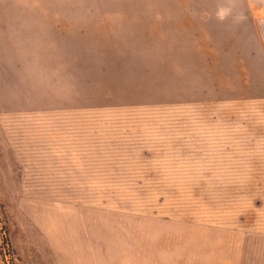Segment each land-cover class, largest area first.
Instances as JSON below:
<instances>
[{
  "label": "rangeland",
  "instance_id": "374dc122",
  "mask_svg": "<svg viewBox=\"0 0 264 264\" xmlns=\"http://www.w3.org/2000/svg\"><path fill=\"white\" fill-rule=\"evenodd\" d=\"M26 1L28 20L51 17L44 26L55 33H44L46 39L34 47L58 49L57 56L45 58L57 59L61 69L28 74L44 89V98L63 101L61 110L73 108L79 115L84 110L90 133H98L90 135L85 120L79 129L76 120L75 134L69 135V122L60 120L58 146L123 147L118 154L124 162L134 159L143 175L154 176L149 183L120 184L116 197L89 201L92 209H107V223L131 222L141 236L150 224L176 226L183 219H200L207 203L250 231L251 261L264 264V233L253 232L264 225V104L195 97L206 83L195 81V67L210 57L202 53L205 45L195 48L187 6L199 3L205 12L209 1L217 0ZM6 78L14 79L13 72ZM41 106L32 104V111ZM45 138L55 145V136ZM208 165L220 166L222 178L249 174L261 182L219 183L213 189L193 183ZM4 185L8 188L5 179ZM0 263L28 264L16 254L1 218Z\"/></svg>",
  "mask_w": 264,
  "mask_h": 264
},
{
  "label": "crops",
  "instance_id": "0c3cea01",
  "mask_svg": "<svg viewBox=\"0 0 264 264\" xmlns=\"http://www.w3.org/2000/svg\"><path fill=\"white\" fill-rule=\"evenodd\" d=\"M27 4L0 0V218L16 254L28 264H261L257 258L251 261L250 231L207 203L200 213L205 219L195 216L176 226L150 224L141 236L131 222L107 223V209H92L89 201L116 197L120 184L149 183L154 176L143 175L134 159L124 162L118 154L123 147L58 146L60 120L69 122V135L75 134L76 120L81 130L85 120L88 133L91 122L84 110L80 115L73 108L61 110L63 101L44 98V89L28 74L61 69L57 59L45 58L57 56L58 49L34 47L44 33H55L44 26L51 17L28 20ZM187 7L195 48L205 45L202 53L210 57L195 67V81H206L195 97L201 96V102L264 104V0L209 1L205 12L199 3ZM7 72L14 79H7ZM32 104L42 106L32 111ZM47 135L55 136V145ZM206 167L193 183L213 189L219 183L261 182L249 174L222 178L220 166ZM127 195L134 198L132 191ZM255 231L264 233V225Z\"/></svg>",
  "mask_w": 264,
  "mask_h": 264
}]
</instances>
